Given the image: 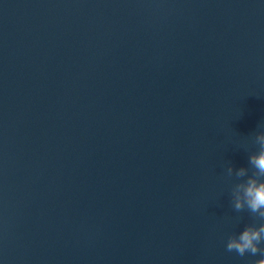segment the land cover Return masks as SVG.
Instances as JSON below:
<instances>
[{
	"label": "water",
	"instance_id": "95a60500",
	"mask_svg": "<svg viewBox=\"0 0 264 264\" xmlns=\"http://www.w3.org/2000/svg\"><path fill=\"white\" fill-rule=\"evenodd\" d=\"M260 132L264 0H0V264H255Z\"/></svg>",
	"mask_w": 264,
	"mask_h": 264
},
{
	"label": "clouds",
	"instance_id": "9594fccd",
	"mask_svg": "<svg viewBox=\"0 0 264 264\" xmlns=\"http://www.w3.org/2000/svg\"><path fill=\"white\" fill-rule=\"evenodd\" d=\"M254 143L256 151L248 156V167L234 169L230 163L226 172L238 181L231 189L234 211L247 210L255 222L229 236L226 251H235L241 257L259 254L261 258L255 264H264V132L256 134Z\"/></svg>",
	"mask_w": 264,
	"mask_h": 264
}]
</instances>
